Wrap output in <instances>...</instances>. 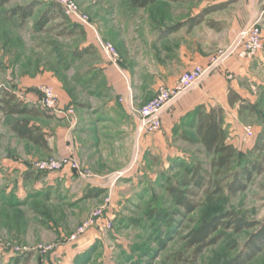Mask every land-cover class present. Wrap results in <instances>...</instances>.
<instances>
[{
	"label": "rangeland",
	"instance_id": "obj_1",
	"mask_svg": "<svg viewBox=\"0 0 264 264\" xmlns=\"http://www.w3.org/2000/svg\"><path fill=\"white\" fill-rule=\"evenodd\" d=\"M52 1L14 0L0 9V93L5 88L15 91L45 113L28 117L45 131L49 145L20 137L12 125L22 116L0 111V264H232L258 227L234 232L220 226L211 235L218 238L216 243L200 252L190 245L189 234L226 213L264 223V169L257 171L249 162L264 168V145L256 146L264 144V0H156L144 7L133 6L131 0H74L92 27L65 13L38 28ZM34 2V15L25 23L8 13L12 6ZM258 16L263 37L259 55L242 64L232 56L197 84L216 72L225 82L217 88L216 104L226 107V137L237 148L233 172L226 175L253 169L248 187L233 195L227 190L215 193V186L201 187L192 180L183 185L192 177L187 168L200 164L207 169L212 160L188 125L192 116L140 135L130 90L119 98L99 66L106 57L95 30L114 43L119 68L138 84L140 100L130 88L138 108L151 100L147 96L161 71H172L179 43L184 55L198 54V64L207 65L230 45L236 31ZM186 19L192 25L180 26ZM230 60L235 63L231 72L225 68ZM46 84L54 87L58 104L72 110L69 117L49 116L42 109ZM231 90L252 107L229 105ZM107 98L117 99L113 108L121 119L99 123ZM61 156L75 159L79 167L31 169L32 176L22 172L35 162ZM63 170L76 176L73 184L56 190L41 187L44 177ZM87 170L90 174L81 173ZM172 186L192 189L186 195L198 207L189 212L171 194ZM100 209L102 214L96 215ZM262 259L256 254L246 264H261Z\"/></svg>",
	"mask_w": 264,
	"mask_h": 264
},
{
	"label": "trees",
	"instance_id": "obj_2",
	"mask_svg": "<svg viewBox=\"0 0 264 264\" xmlns=\"http://www.w3.org/2000/svg\"><path fill=\"white\" fill-rule=\"evenodd\" d=\"M13 2L14 0H0V9L9 6ZM131 2L133 6L144 7L156 2V0H131ZM37 4V2H34L15 5L10 7L8 13L19 18L21 23H25L27 19L34 15V8ZM56 15L66 14L63 12L62 5L58 1L53 0L40 18L37 25L38 28L44 27ZM75 25L76 23H74ZM87 49L88 47L86 46L84 50ZM84 50H75V53L83 54ZM236 102L241 103L240 109H249L252 107L250 104L245 105L244 98L235 90H231L229 92V103L232 105ZM41 107L44 109L43 106ZM44 110L47 115L54 116L48 110ZM0 111H3L7 115L15 114L22 116V118L16 120L12 125V130L20 137L29 139L41 147L49 146L45 131H42L40 126L31 123V119L28 117L37 116L42 113L45 114L44 112L41 113L38 111L35 104L24 102L17 97L15 91L5 88L0 93ZM190 115L192 119L188 125L195 130V135L202 143L205 154L210 155L212 160L210 167L207 169H203L200 164L187 168L188 174L191 173L192 177L190 180L184 179L181 183L187 186L192 180L194 184L201 187H205V185L211 187L212 185L215 186V193L227 190L230 194L234 195V193L244 191L248 187V179L253 175V169L262 172L264 168L258 165L256 161L250 160L249 162L253 169L244 167L236 169L232 175H226L227 172H233L232 164L237 155V148L234 144L229 143L226 137L224 108L221 105L207 107L206 104L202 103V105L191 111ZM263 145L259 143L256 146L262 147ZM219 175L223 176L222 178L219 177L218 180L215 177ZM170 192L175 200L185 206L189 212L198 207V204L186 195L192 194V189L181 190L177 186H172L170 187ZM220 226L232 229L234 232H243L258 227L256 231L250 234L245 247L236 255L232 264H246L264 249V223L256 220H247L233 213L216 216L200 224L189 234L190 245H197V252H200L207 246L216 243L218 238L211 237V235L218 231Z\"/></svg>",
	"mask_w": 264,
	"mask_h": 264
},
{
	"label": "built area",
	"instance_id": "obj_3",
	"mask_svg": "<svg viewBox=\"0 0 264 264\" xmlns=\"http://www.w3.org/2000/svg\"><path fill=\"white\" fill-rule=\"evenodd\" d=\"M58 1L68 16L73 17L82 25L92 27L89 22L87 14L80 13L77 4L74 0H56ZM247 27L239 31L234 37L228 47L221 50L215 58L207 65H195L191 69L182 73L175 81L173 86L166 84L160 85L157 94L151 98L142 107H135L134 99L130 89L131 106L139 117V133H156L162 128L163 111L171 106L174 101L181 95L186 93L189 89L199 84L203 77L212 72L217 65L225 63L232 56H236L240 60H252L259 55V51L263 48V37L261 32L262 17L258 16L250 22ZM96 42L98 47L104 52L106 56L114 63L118 62L120 56L114 43L104 41L95 30ZM231 77V75H229ZM44 98L40 101L41 106L48 110L54 116L67 118L70 116L72 110H65L58 104V94L51 85H43ZM246 133L253 134L251 127L246 128ZM79 167L75 159L69 156H61L58 159L44 160L43 162H35L31 169L44 171H58L65 166ZM81 172L82 174H90L89 170ZM102 210H98L96 215H101Z\"/></svg>",
	"mask_w": 264,
	"mask_h": 264
},
{
	"label": "crops",
	"instance_id": "obj_4",
	"mask_svg": "<svg viewBox=\"0 0 264 264\" xmlns=\"http://www.w3.org/2000/svg\"><path fill=\"white\" fill-rule=\"evenodd\" d=\"M191 23H192L191 19L189 20L186 19L182 24H179V25L182 27L183 26L185 27V25L191 26L192 25ZM236 33L237 31L234 33L233 37L235 36ZM178 45H179L178 47L179 55L175 57L176 58L175 66L172 68V71L166 70V69H163L161 71V75L158 77L157 80H155V82H153V87L151 88L152 89L151 94L147 97H151V98L154 97L158 91L159 86L162 84L173 86L175 84V81L178 79V77L182 73L191 69L195 65H199L198 64L199 62L198 54L194 55L190 52L189 54L184 55L182 44L179 43ZM101 52L103 53V51ZM103 55L106 57L105 58L106 61L105 63L99 66L103 69V71L106 74L108 85H110L111 87H113V89H115V92L119 94L118 95L119 98L129 94L128 91L130 90V88L133 89L134 87V90L136 92L135 97L140 100L142 97L137 95V91L139 88H138V84L136 83V81L134 83V80L132 79V74L131 73L126 74L125 71L119 68L117 62L113 63L109 59L108 56H106L104 53ZM236 61L242 64L241 61H244V60L236 59ZM245 61H248V60L245 59ZM234 64L235 63H233V61L230 60L225 64V68L228 69V71L230 72L234 71V67H232V65ZM219 76H220L219 72L213 73V75L206 77L203 80L202 84L189 89L186 93L178 97L177 101L174 102L175 104L172 107L169 106L163 111L162 126L166 125L169 121L174 122V120L179 119V117L187 116L189 113H191V111L195 110L198 106L202 105V103L206 104L207 107H214L217 105H221L225 109L226 108L225 105L220 104V103L216 104V99H217L216 96L218 94L217 88L225 86V82L223 78H220L221 76L220 77ZM105 102L108 108L105 110H102L101 115H103L104 118L97 119L99 123H101L102 120H105V122H112V121L115 122L116 120L121 119V118H118L120 113H118L116 108H113L117 103V99L115 98L113 100H110L109 98H107ZM228 104L230 105L229 98H228ZM59 118L63 119V117H59ZM122 133L123 132H121V134ZM147 134H152V133H147ZM22 170H23L22 172L25 173L26 175L32 176L33 174H35V172L33 173V170H31V168H28V167H25ZM74 180H76L75 175L69 174V172H67L66 170H63L58 173L50 174L48 177H44L41 180L43 183L40 182V184L42 188L45 186L46 188L50 187L51 189L56 190V188L58 189L60 185L73 184ZM91 181L95 184L101 183V181L98 179H91ZM258 256H263V259L261 260V264H264V250L259 252Z\"/></svg>",
	"mask_w": 264,
	"mask_h": 264
}]
</instances>
